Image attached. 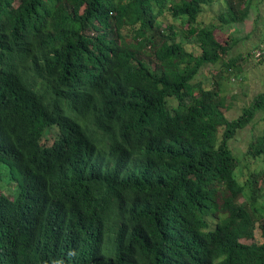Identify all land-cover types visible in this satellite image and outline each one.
Wrapping results in <instances>:
<instances>
[{
	"label": "trees",
	"instance_id": "16d2710c",
	"mask_svg": "<svg viewBox=\"0 0 264 264\" xmlns=\"http://www.w3.org/2000/svg\"><path fill=\"white\" fill-rule=\"evenodd\" d=\"M210 2L0 0V264H264V169L240 180L230 148L264 91L227 118Z\"/></svg>",
	"mask_w": 264,
	"mask_h": 264
},
{
	"label": "rangeland",
	"instance_id": "374dc122",
	"mask_svg": "<svg viewBox=\"0 0 264 264\" xmlns=\"http://www.w3.org/2000/svg\"><path fill=\"white\" fill-rule=\"evenodd\" d=\"M249 1L250 8L243 21L232 23L220 22L218 15L225 10L222 0H212V2L205 5L203 12L199 16V21L203 24H215V32L218 36L223 39L230 38L231 48L224 56V59L228 57H240L237 60V67H239L241 74L238 77L233 76L232 79L227 78L221 84L222 94L232 99L233 102V105L225 112L229 119L239 116L242 108L249 105L258 93L264 91V58L259 61L256 59L257 57L250 55V52L252 53L256 49L263 48L261 55L264 57V0ZM159 21L162 22L161 27L172 23L176 34L183 35L185 27L182 25L180 19H175L168 14H164ZM178 38L180 39L179 36ZM184 44L187 48L192 47L188 42ZM210 67L211 65L209 64L204 65L194 80L201 79L204 82L203 85H207L210 82L207 78V70ZM171 103L175 104V101H171ZM263 126L264 110H260L254 114L253 119L248 125L236 132L235 137L230 141V148L238 161L237 172L242 181L264 169L262 159H254L246 154L249 143L261 131ZM52 140L53 137L48 135L46 141L51 142ZM260 193H262V190H260ZM248 197L249 191L246 189L244 197L240 200L244 201ZM258 199L264 204V198ZM241 241L250 242L251 240L242 239Z\"/></svg>",
	"mask_w": 264,
	"mask_h": 264
},
{
	"label": "built area",
	"instance_id": "2783aa9c",
	"mask_svg": "<svg viewBox=\"0 0 264 264\" xmlns=\"http://www.w3.org/2000/svg\"><path fill=\"white\" fill-rule=\"evenodd\" d=\"M253 53H254L255 57H258L262 53V50H261V48L260 49H256L255 52H253ZM255 53H256V55H255Z\"/></svg>",
	"mask_w": 264,
	"mask_h": 264
}]
</instances>
